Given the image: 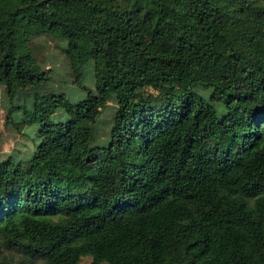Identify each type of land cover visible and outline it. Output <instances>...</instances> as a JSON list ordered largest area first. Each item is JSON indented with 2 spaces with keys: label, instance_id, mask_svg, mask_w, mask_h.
Listing matches in <instances>:
<instances>
[{
  "label": "trees",
  "instance_id": "obj_1",
  "mask_svg": "<svg viewBox=\"0 0 264 264\" xmlns=\"http://www.w3.org/2000/svg\"><path fill=\"white\" fill-rule=\"evenodd\" d=\"M0 88V264H264V0H0Z\"/></svg>",
  "mask_w": 264,
  "mask_h": 264
},
{
  "label": "rangeland",
  "instance_id": "obj_2",
  "mask_svg": "<svg viewBox=\"0 0 264 264\" xmlns=\"http://www.w3.org/2000/svg\"><path fill=\"white\" fill-rule=\"evenodd\" d=\"M75 4V3H73ZM73 4L53 3V10L59 14V17L64 21L76 22L83 26L95 30L99 28V21L97 17L88 13L84 8ZM81 6V5H80ZM103 30V29H102ZM44 50L43 56H50L52 61L42 62V67L54 73V78H65L69 80V73L64 64V59L58 57L57 51L52 50L53 44H48ZM55 56V57H54ZM57 58V59H56ZM71 80V79H70ZM64 89V85L61 86ZM66 92V91H65ZM0 161L7 156L14 154L15 151L25 148V137H23L13 126L5 125V106L6 98L3 93V88H0ZM90 258H83L80 264H90Z\"/></svg>",
  "mask_w": 264,
  "mask_h": 264
}]
</instances>
